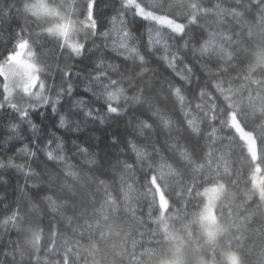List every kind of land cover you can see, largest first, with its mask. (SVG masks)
Here are the masks:
<instances>
[{
    "label": "snow or ice",
    "instance_id": "snow-or-ice-1",
    "mask_svg": "<svg viewBox=\"0 0 264 264\" xmlns=\"http://www.w3.org/2000/svg\"><path fill=\"white\" fill-rule=\"evenodd\" d=\"M98 5H0V18L15 12L25 22L0 52V113L9 139L20 130L14 120L35 130L30 113L51 108L56 115L61 98L72 95L69 66L57 62L55 69L67 87L52 75L56 49L82 57L98 36L133 67L100 59L84 89L100 107L70 103L90 122L139 113L129 121L132 139L112 140L113 147L123 143L131 163L118 160L107 171L91 146L75 141L84 159L70 163L54 134L36 151L28 144L19 150L33 158L42 151L57 171H42L50 187L36 186L23 206H6L0 264H264V0H121L104 31ZM145 22L146 41L129 28ZM48 38L55 48L45 52ZM157 52L171 78L141 86ZM72 115L78 113L60 115L59 127L79 131ZM3 168L37 175L12 158L0 160Z\"/></svg>",
    "mask_w": 264,
    "mask_h": 264
},
{
    "label": "trees",
    "instance_id": "trees-1",
    "mask_svg": "<svg viewBox=\"0 0 264 264\" xmlns=\"http://www.w3.org/2000/svg\"><path fill=\"white\" fill-rule=\"evenodd\" d=\"M5 2L11 3L14 2V0H0V5H3ZM80 2L82 3L83 0H80ZM120 3L121 0H99L98 24L102 25L100 31H104L111 27L109 21L111 17L116 14L115 10L119 9ZM127 19H132L131 14H129ZM24 23L23 18L18 16L15 12H13L7 19L0 18V52L3 51L9 34H14ZM133 27L138 28L140 32L144 33L146 41L147 22L143 25L129 24L130 29ZM36 31L37 29L33 26L32 32L35 33ZM41 42L46 45L44 48L45 52L55 48V41L51 38H48V40H42ZM81 42H83V34L81 35ZM104 43L103 38L98 36L95 38V45H93L91 43V38H89V43L86 47L90 49V51H86L82 57L73 56L69 58L67 52L61 57L59 50L56 49V61H50L53 64L52 75L55 76V83L57 87L62 83L64 87H67V84L61 80L60 74L55 69L57 62L61 69H64V66L68 65L72 72V77L69 82L73 85V93L70 97L65 95L61 98V104L63 107L58 105L59 113L56 115H53L51 108H40L34 113H30L32 122L37 125L35 130H33L27 123H21L18 119L14 120L13 122L20 124V130L9 139L7 120L4 119L3 114L0 113V160L7 162L9 158H12L16 164H28L31 166L32 171L37 174L31 179H26L25 175L22 172L17 171L15 168L0 169V217L7 214L5 211L6 206L14 208L17 202L23 206L28 198L35 195L36 186L42 188L50 187L47 179L41 175L44 169H47V172L50 174L57 171V167H54L53 162H48L47 164L44 163L46 157L42 151L37 152L36 158L19 151L26 144H28L33 151H36V146L38 144L42 148L49 139L53 138L54 134V136L65 141L67 146L66 153L70 158V163L77 164L78 161L82 162L84 159L82 156H79L76 149L72 147L73 141L82 146H91L90 151L97 154V164L102 165L103 169L106 171L110 170V166H115L118 160L131 163L130 155L125 150L123 143L113 147L112 140L115 137H119L121 141L132 139V137L128 135L129 132L132 131V126L129 121L133 115H139V113H129L118 120L109 118L106 119L104 123H99L98 121L90 122L85 120L79 106L70 103L78 99H83L87 101L88 106L93 109L100 107L102 101L99 103L94 102L91 93H86L84 91L89 83L86 77L89 73L94 74L95 63L100 59H103L105 64L112 63L119 65L121 68L133 67L130 60L127 63H124L123 58L112 51L110 41L108 42L109 46L107 48L104 47ZM97 48L99 50H97ZM162 54V52H157L151 58V62L146 66L148 75L146 80L142 82L141 86L149 81H155L157 78H171V69H168L166 64L161 60ZM136 71L139 72L140 69H137ZM153 71L159 73V77L155 76ZM113 78L116 77L114 76ZM47 83L51 85L52 80L48 79ZM125 86L127 87V85ZM132 94V92H129V95ZM69 109H71V112L73 113H78V115H72L70 120L73 122V125L76 122H80L79 131H75L74 128L69 129L59 127V116H67ZM101 111L103 112V109H101ZM41 113H43V115H41ZM35 137H39L40 139L37 140ZM52 147H55V144H53ZM68 148H71L72 150L67 151ZM73 156H75L76 159H71ZM116 174L119 175V172ZM97 175H99V173H97ZM134 175L139 177L140 174L137 172ZM101 178L110 180V177L102 176ZM44 194L51 193H41V195ZM48 219L50 218H45V224H47ZM2 235L3 234L0 233V236ZM3 238L5 240L8 239L7 236H3ZM11 238L16 239L17 237L13 234Z\"/></svg>",
    "mask_w": 264,
    "mask_h": 264
},
{
    "label": "rangeland",
    "instance_id": "rangeland-1",
    "mask_svg": "<svg viewBox=\"0 0 264 264\" xmlns=\"http://www.w3.org/2000/svg\"><path fill=\"white\" fill-rule=\"evenodd\" d=\"M82 35V34H81ZM54 95V94H53Z\"/></svg>",
    "mask_w": 264,
    "mask_h": 264
}]
</instances>
